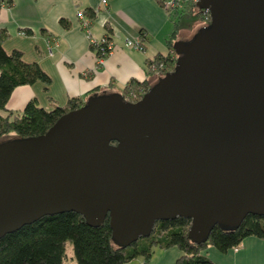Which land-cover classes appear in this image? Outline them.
Masks as SVG:
<instances>
[{
	"label": "water",
	"instance_id": "1",
	"mask_svg": "<svg viewBox=\"0 0 264 264\" xmlns=\"http://www.w3.org/2000/svg\"><path fill=\"white\" fill-rule=\"evenodd\" d=\"M195 6L209 22L140 100L100 91L43 135L0 140V239L70 211L108 217L123 249L177 217L197 244L264 217V0Z\"/></svg>",
	"mask_w": 264,
	"mask_h": 264
},
{
	"label": "crops",
	"instance_id": "2",
	"mask_svg": "<svg viewBox=\"0 0 264 264\" xmlns=\"http://www.w3.org/2000/svg\"><path fill=\"white\" fill-rule=\"evenodd\" d=\"M163 1L107 0L103 4L102 0H0V28L6 32L2 49L7 54L20 53L25 63L37 64L51 80L47 86L35 82L15 87L1 113L20 114L32 100L42 109H65L70 100L86 101L98 91L121 94L131 80L153 84L156 75L148 74L147 62L157 54H172L168 40L177 18L187 11L183 6L169 15L160 4ZM80 15L90 23L85 29ZM177 30L173 41L180 37ZM141 32L146 36L143 50L126 45ZM103 37L110 40L114 50L98 65L93 41ZM235 249L226 253L211 250L213 257L206 254L220 264H264V239L249 236ZM161 252L164 262L159 264H175L182 255L176 247Z\"/></svg>",
	"mask_w": 264,
	"mask_h": 264
},
{
	"label": "trees",
	"instance_id": "3",
	"mask_svg": "<svg viewBox=\"0 0 264 264\" xmlns=\"http://www.w3.org/2000/svg\"><path fill=\"white\" fill-rule=\"evenodd\" d=\"M183 6L187 11H183L177 18L178 22L174 24L175 31L168 40L171 52L175 42L173 40L182 20L193 17L200 19L203 24L209 22L208 16L198 10L191 0L185 2ZM194 11L195 15L191 16ZM139 36H143V40L146 37L142 32ZM5 37L6 32L0 28V139L6 136L23 139L43 135L54 125L55 120L69 110L82 106L85 101L70 100L65 109L55 106L52 110H46L32 100L22 113L3 115L1 111L5 110L10 92L15 87L32 85L35 82L47 86L51 81L37 64L25 63L20 53L7 54L1 46ZM174 53L157 54L149 60L148 74L157 72L162 77L165 72L172 71L176 59ZM148 88L149 85L144 81L141 83L131 80L124 86L122 94L127 101L136 102ZM189 226L190 221L182 217L160 221L149 237L139 238L136 243L123 249L112 243L108 217L100 226L92 227L75 212L48 215L14 233L5 234L0 239V264H64L67 258V245L71 246L77 264H126L139 256L147 262L152 255V247L160 250L176 247L182 255L175 259V264H220L202 254V249L211 244L215 250L226 253L238 247L249 236L264 239V217L251 214H248L235 230L224 231L215 225L205 243L201 244L188 240Z\"/></svg>",
	"mask_w": 264,
	"mask_h": 264
},
{
	"label": "rangeland",
	"instance_id": "4",
	"mask_svg": "<svg viewBox=\"0 0 264 264\" xmlns=\"http://www.w3.org/2000/svg\"><path fill=\"white\" fill-rule=\"evenodd\" d=\"M174 11H177L178 12L179 9H177V10H173V9L170 10L169 11V15H174ZM193 15H195V11H194V13L191 16H193ZM202 25H205V24H203L200 19H196V18L190 17L189 19L185 20L183 22V24H182V28L179 29L180 30L179 31V36H180L179 37V40H184L185 41V40L191 39L195 35V33L197 32V30H199V28ZM173 56L176 58V54L175 53H174ZM98 65H101V64H98ZM153 74L156 75V76H154V81L158 77H161L160 75H158L157 72H153L152 75ZM98 92H100V91H98ZM12 137H16V136H12ZM12 137L11 136H6V137H2L1 139L12 138ZM154 228H155V226H154ZM140 243H142V242L140 241ZM211 250H215V249H214V247L211 244H208L207 247H205L204 249H202V254H206L208 252L209 255H211V257H213V254H211V252H212ZM151 252H152V255H151L149 261H147V262H144L143 261V258L141 256H139V257H137V258L129 261L126 264H159L158 261H160V260H161V263L164 262L163 255H162L163 253L161 252V250L159 248L152 247L151 248ZM166 252H169V251H166ZM167 254H170V253H167ZM66 256H67V258L65 259L64 264H77L76 259H75V256H73L72 248L69 245H67V248H66ZM172 256H173V254H172Z\"/></svg>",
	"mask_w": 264,
	"mask_h": 264
},
{
	"label": "built area",
	"instance_id": "5",
	"mask_svg": "<svg viewBox=\"0 0 264 264\" xmlns=\"http://www.w3.org/2000/svg\"><path fill=\"white\" fill-rule=\"evenodd\" d=\"M107 0H102L103 4H106ZM190 1V0H165L162 2L163 7L168 11L170 10H177L181 9L184 5L185 2ZM193 3H196L197 0H191ZM82 27L85 29L89 26V21L83 17V15L79 16ZM208 18V17H207ZM55 42V40L53 39ZM143 36H139L138 39L134 41H126L127 46H132L138 51H141L143 48ZM56 44V43H55ZM93 46L95 48V56H96V63L97 64H102L104 60L113 52L114 50V45L108 40V38L103 37L100 40L93 41ZM51 49H49V55H51ZM236 250V249H235Z\"/></svg>",
	"mask_w": 264,
	"mask_h": 264
},
{
	"label": "flooded vegetation",
	"instance_id": "6",
	"mask_svg": "<svg viewBox=\"0 0 264 264\" xmlns=\"http://www.w3.org/2000/svg\"><path fill=\"white\" fill-rule=\"evenodd\" d=\"M121 95L123 96V94L121 93ZM123 98H124V96H123ZM124 99H126V98H124ZM127 100V99H126Z\"/></svg>",
	"mask_w": 264,
	"mask_h": 264
}]
</instances>
